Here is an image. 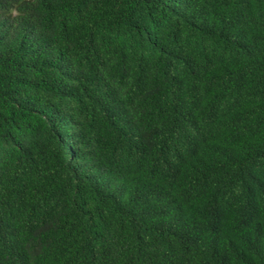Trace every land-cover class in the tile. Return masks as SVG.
I'll return each instance as SVG.
<instances>
[{
	"label": "trees",
	"instance_id": "16d2710c",
	"mask_svg": "<svg viewBox=\"0 0 264 264\" xmlns=\"http://www.w3.org/2000/svg\"><path fill=\"white\" fill-rule=\"evenodd\" d=\"M0 264H264V0H0Z\"/></svg>",
	"mask_w": 264,
	"mask_h": 264
}]
</instances>
